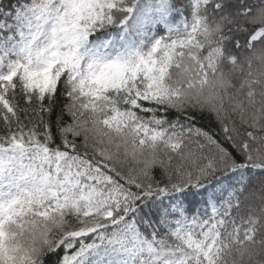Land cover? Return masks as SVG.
<instances>
[{
	"label": "snow or ice",
	"instance_id": "6c2138e0",
	"mask_svg": "<svg viewBox=\"0 0 264 264\" xmlns=\"http://www.w3.org/2000/svg\"><path fill=\"white\" fill-rule=\"evenodd\" d=\"M0 264H264V0H0Z\"/></svg>",
	"mask_w": 264,
	"mask_h": 264
},
{
	"label": "trees",
	"instance_id": "16d2710c",
	"mask_svg": "<svg viewBox=\"0 0 264 264\" xmlns=\"http://www.w3.org/2000/svg\"><path fill=\"white\" fill-rule=\"evenodd\" d=\"M201 123H202V125H204V124H207L208 121L205 119V120L201 121ZM54 259H55V258H53V260H54Z\"/></svg>",
	"mask_w": 264,
	"mask_h": 264
}]
</instances>
